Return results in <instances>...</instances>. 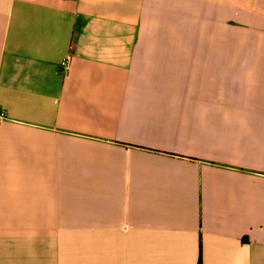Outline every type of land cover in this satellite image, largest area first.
<instances>
[{
    "label": "crops",
    "instance_id": "0c3cea01",
    "mask_svg": "<svg viewBox=\"0 0 264 264\" xmlns=\"http://www.w3.org/2000/svg\"><path fill=\"white\" fill-rule=\"evenodd\" d=\"M1 110L0 264H264V0H0Z\"/></svg>",
    "mask_w": 264,
    "mask_h": 264
},
{
    "label": "built area",
    "instance_id": "2783aa9c",
    "mask_svg": "<svg viewBox=\"0 0 264 264\" xmlns=\"http://www.w3.org/2000/svg\"><path fill=\"white\" fill-rule=\"evenodd\" d=\"M61 67L64 70H67L69 67V58L66 57L61 61ZM7 114L5 110H1L0 111V123H2L3 121H5L7 119Z\"/></svg>",
    "mask_w": 264,
    "mask_h": 264
},
{
    "label": "trees",
    "instance_id": "16d2710c",
    "mask_svg": "<svg viewBox=\"0 0 264 264\" xmlns=\"http://www.w3.org/2000/svg\"><path fill=\"white\" fill-rule=\"evenodd\" d=\"M198 264H202L201 258L199 259V262H198Z\"/></svg>",
    "mask_w": 264,
    "mask_h": 264
}]
</instances>
